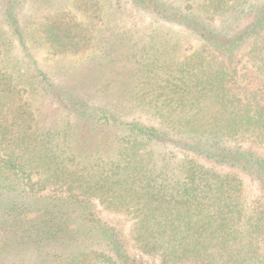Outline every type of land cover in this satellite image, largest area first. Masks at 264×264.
Segmentation results:
<instances>
[{"label":"trees","instance_id":"1","mask_svg":"<svg viewBox=\"0 0 264 264\" xmlns=\"http://www.w3.org/2000/svg\"><path fill=\"white\" fill-rule=\"evenodd\" d=\"M26 2L49 10L29 33L67 64L30 55ZM65 3L0 0V247L67 264H264V0H130L159 22L138 40L114 11L80 22ZM167 25L201 44L182 50ZM100 208L132 221L131 240Z\"/></svg>","mask_w":264,"mask_h":264},{"label":"rangeland","instance_id":"2","mask_svg":"<svg viewBox=\"0 0 264 264\" xmlns=\"http://www.w3.org/2000/svg\"><path fill=\"white\" fill-rule=\"evenodd\" d=\"M57 2L59 0H56ZM62 1V0H60ZM84 0H80V7H73L70 5L71 0H64L66 2V9H71L74 12V16L76 21H87L92 20V17L95 21L99 22L102 21V23L107 22L110 12L114 11L111 15V21L115 26L119 27L120 30H126L129 34L132 35L133 39L139 37V35L144 32L143 37H146L149 33L154 31V28L157 27L158 23L157 21L153 20L148 14L143 12L142 10H137L131 3L130 0H121V4L123 5L120 7L117 5V0H111L112 3H114L113 7L110 6L108 0H99L102 4H100L96 9L95 6L89 7L90 3H83ZM119 3V2H118ZM87 6V7H86ZM118 9V10H116ZM51 12V11H50ZM19 17L22 19V23L27 24L29 27L26 28L25 32L27 31V34H25V43L27 46V50H30V55H34L39 64L43 68H54L53 65L56 64V62H63L67 64V62L74 58L70 53H63V54H53L52 50L47 49L45 44L39 40V37L34 33H29V30L31 28H39L40 24L46 20L48 16H50L49 10H44L43 8H37L34 6V4L30 2H26L20 9H19ZM115 16V17H114ZM2 19V13H1V6H0V35L3 33L4 36H8V32L6 31L3 25V22H1ZM83 23V27L88 29L89 25L86 23ZM111 22V23H112ZM40 23V24H39ZM169 28L173 29L174 32L172 33H178L179 37L180 34H183L184 36L180 37V48L186 52H189L192 50L193 47H198L201 43L197 38L190 33L187 30H180L179 27L175 28L174 26L167 25ZM41 27V26H40ZM109 27V25H108ZM113 27L114 26H110ZM42 28V27H41ZM90 28V27H89ZM94 31H96V26H92L91 28ZM89 29V30H90ZM116 29V27H115ZM103 30V29H102ZM117 31V30H115ZM89 35V32L87 33ZM33 39H30V38ZM18 42L19 39H16ZM138 40V39H136ZM90 43L93 42V39H90ZM19 43V42H18ZM172 43V42H171ZM14 55L20 56L21 53L19 52L22 50L21 45L14 47ZM18 51V53H17ZM56 59H58L56 61ZM264 149V145L262 146ZM206 164L209 167L212 168H225V167H219L215 164H211L209 161L206 162ZM224 171L223 169H221ZM226 171V169H225ZM237 175H239L236 171H234ZM240 176V175H239ZM243 177V176H242ZM245 184H246V195L248 197L252 198L255 196V192H257L255 185L252 183L249 178H245ZM101 207V206H100ZM100 214L112 225H115L119 228H121L122 232L126 235L128 239L131 240V223L132 221L127 219L126 216L116 214V213H110L106 210L100 208ZM138 249L134 247L133 245L130 246V252H137ZM66 256L63 255L60 257L59 261H53L46 260L41 261L39 259H35V252L32 251V249L28 247H14V248H6V247H0V264H67L65 261ZM152 264H157V260L149 259ZM94 264H98L95 263Z\"/></svg>","mask_w":264,"mask_h":264}]
</instances>
